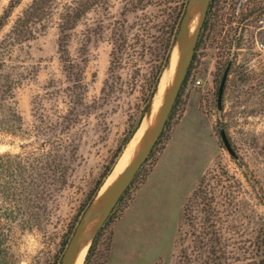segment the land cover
Wrapping results in <instances>:
<instances>
[{"label":"rangeland","instance_id":"374dc122","mask_svg":"<svg viewBox=\"0 0 264 264\" xmlns=\"http://www.w3.org/2000/svg\"><path fill=\"white\" fill-rule=\"evenodd\" d=\"M10 1L0 0V264H61L92 190L146 106L184 0H44L28 17L34 0L13 9ZM77 2L87 9L67 31L71 66L59 39ZM258 42L264 0H218L170 126L104 227L93 264H264Z\"/></svg>","mask_w":264,"mask_h":264},{"label":"water","instance_id":"95a60500","mask_svg":"<svg viewBox=\"0 0 264 264\" xmlns=\"http://www.w3.org/2000/svg\"><path fill=\"white\" fill-rule=\"evenodd\" d=\"M201 2L204 3L203 15L198 27L195 29L193 33H191V17L195 10V7H197V5ZM210 2L211 0H188L174 43L175 45L178 41H181V50L180 53L178 54L177 62H176L177 67L175 74L177 75L175 76V80L167 95L163 110L159 115V117L157 118V121L152 128V132L148 135L142 149L134 157V159L131 161V163L128 165L125 171L121 175H119V177L114 181V183L110 186V188L107 190L106 193H104L102 196H99L100 193L99 192L85 210V213L83 214L82 219L74 235L70 239V242L62 258L61 264L74 263L77 253L80 250V245L86 237L91 236L92 237L91 242H93L94 238L96 237L100 229L103 227L104 223L112 213L118 201L125 193V191L128 189V187L134 180L135 176L137 175L138 171L141 169L143 164L146 162L148 156L152 152L156 142L158 141L160 135L162 134L165 128V125L170 117L175 102L178 98L183 83L186 79L195 52L196 43L202 31V27L207 15ZM171 54L169 56V60L166 67L171 64ZM231 66H232V60L228 62L219 85V89H218L219 110H222L224 90ZM220 133L224 145L229 151V153L233 157L238 158V155L234 150V148L232 147L231 141L227 135L226 130L222 128L220 130ZM93 220H96V223L93 227H90V223Z\"/></svg>","mask_w":264,"mask_h":264},{"label":"trees","instance_id":"16d2710c","mask_svg":"<svg viewBox=\"0 0 264 264\" xmlns=\"http://www.w3.org/2000/svg\"><path fill=\"white\" fill-rule=\"evenodd\" d=\"M43 1L44 0H34L33 4L25 12V15H27V17L30 16V15L34 16V15L37 14V12H40L42 10V7H43V3H44ZM78 1H80V0H78ZM82 2H84V1H82ZM82 2L81 3L77 2L76 6H72L68 10V12L64 16V19H63L64 22L61 24V32L62 33H61V37L59 39V50H60L61 54H63V56L61 55V58L64 61V63L65 64H70L71 66L73 64L72 60L70 58H65L64 57V54L65 53L67 54V52H68V50L66 48V46L68 44L67 43L68 37H69L67 31L72 28L71 26L74 24V22L76 20H78L82 16L83 12L87 9L86 5L84 3H82ZM150 2H151L150 4H156V0H150ZM17 3H19V0H11L10 4H9L10 9L15 8ZM78 3H80V4H78ZM186 4H187V0H184L183 3H182V7H183L182 11H180L178 13V15L175 18V21H173V23H171V25H169L168 31L170 33V37H169L168 45L165 48L166 53L164 54V57H163V60L161 62L160 67L158 68L156 74L154 75L152 89H151V92L149 93V95H148V97L146 99V106L143 109V111H142V113H141L136 125L131 129V131L129 132L127 137L124 139V142H123L122 146L118 149L117 153L113 157L110 165H108V167L106 168V170L104 171V173L102 174L100 179L97 181L94 189L92 190L91 197H90V199L88 201V204L91 203L94 200V198L97 196V194H98L100 188L102 187L105 179L109 176V174L111 173V171H112L117 159L122 154L125 145H127L130 142V140L132 139L133 135L135 134L136 130L138 129V127H139V125H140V123L142 121V118L144 117L145 113L148 110L149 103L152 100V98H153V96H154V94L156 92V89L158 87L161 74L164 71V69H165V67H166V65L168 63V59H169V56H170L171 49H172V47H173V45L175 43L176 33H177L178 29H179V25H180L179 19H181V16H182L183 12H185ZM217 4H218V0H211L209 8H208V11H207V15H206L203 27H202V31H201V33L199 35V38H198V41L196 43L195 52H194L193 59H192L189 71L187 73L186 79H185V81L183 83V86H182L181 91H180V93L178 95V98H177V100L175 102V105H174L173 110H172V112L170 114V117H169V119H168V121H167V123L165 125V128H164L162 134L160 135L158 141L156 142L152 152L148 156L146 162L149 161V159L151 158V156L155 152L157 145H159V143L161 142L163 136L165 135L166 131L168 130V128L170 126V121L172 120V118H173V116H174V114H175V112L177 110V107H178L180 94L182 93V90L184 89V86L186 85V81L188 80L189 74H190V72L192 70L193 63H194V56H196L197 51L199 50L200 45H201V43L203 41L204 35L206 34V32L210 28V25H211L212 19H213V15H214V10L217 7ZM78 5H79V7H78ZM7 16H9V14ZM20 18H19L18 21H22ZM112 68H111V71H113ZM3 98H4V96H3ZM57 159H59V156L56 157V160ZM56 160L54 159L52 167L55 168L56 170H60L61 164L58 162V160L57 161ZM144 164H143V166H144ZM50 166L51 165H49V167ZM143 166L141 167V169L143 168ZM141 169L138 171V173L135 176L134 180L132 181V183L130 184L128 189L125 191V193L122 195V197L118 201L117 205L113 209L112 213L110 214V216L108 217V219L104 223L103 227L100 229V231L98 232V234L94 238V240H93V242H92V244H91V246L89 248V251H88V253L86 255V258L84 260V264H93V260H94V257L96 255V251H97V247H98V242L100 240V237L102 235V231H103L104 227L112 219V217L114 216V214L117 211V209L119 208V206L122 204V202L128 196L130 189L134 186L139 174L141 173ZM263 200H264V198H263ZM88 204L86 205L85 208H87Z\"/></svg>","mask_w":264,"mask_h":264},{"label":"bare ground","instance_id":"6f19581e","mask_svg":"<svg viewBox=\"0 0 264 264\" xmlns=\"http://www.w3.org/2000/svg\"><path fill=\"white\" fill-rule=\"evenodd\" d=\"M202 3L203 2L199 3L197 7H195V10L192 14L191 33L194 32V30L198 27L201 21L203 10H204V4L202 7ZM195 25H196V28L194 29ZM180 50H181V41H178L173 48V52L171 55V64L167 66L166 73L161 79L159 88L155 94V97L153 98L152 104L143 120L142 125L137 131V133L135 134V136L133 137V139L131 140V142L129 143L126 150L124 151L114 171L108 177L107 182L105 183L106 185L115 181L119 177V175H121L125 171L127 165L131 163V161L134 159L136 154L139 152L141 145L147 139L148 135L151 133L152 127L155 125L157 118L159 117V115L161 114L163 110L167 95L175 80V76L177 75L175 74L176 67H177L176 62H177V57H178V54L180 53ZM110 186L108 187V189L110 188ZM108 189H106L104 193H106ZM95 223L96 222H94L93 224L90 223V226L93 227ZM87 246H88V242H87V238H85L80 245V250L78 251L76 259L73 264H83V259H84V256L87 250Z\"/></svg>","mask_w":264,"mask_h":264},{"label":"built area","instance_id":"2783aa9c","mask_svg":"<svg viewBox=\"0 0 264 264\" xmlns=\"http://www.w3.org/2000/svg\"><path fill=\"white\" fill-rule=\"evenodd\" d=\"M257 44H258V49H259L262 53H264V42H258Z\"/></svg>","mask_w":264,"mask_h":264}]
</instances>
